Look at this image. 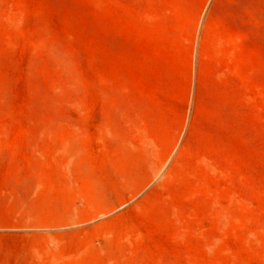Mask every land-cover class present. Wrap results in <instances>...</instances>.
I'll return each instance as SVG.
<instances>
[{
    "label": "rangeland",
    "instance_id": "rangeland-1",
    "mask_svg": "<svg viewBox=\"0 0 264 264\" xmlns=\"http://www.w3.org/2000/svg\"><path fill=\"white\" fill-rule=\"evenodd\" d=\"M0 264H264V0H0Z\"/></svg>",
    "mask_w": 264,
    "mask_h": 264
},
{
    "label": "crops",
    "instance_id": "crops-1",
    "mask_svg": "<svg viewBox=\"0 0 264 264\" xmlns=\"http://www.w3.org/2000/svg\"><path fill=\"white\" fill-rule=\"evenodd\" d=\"M215 35H216V33L214 32L213 33L214 38L212 39L211 42H205L203 40L200 42V52L204 50V45H205L204 43H206L207 46H209L211 50H213V51H217L218 50V48H217L218 47V41L215 38L216 37ZM239 35H241L240 32H239ZM247 62H248V56L244 55V56H241V57L238 58V62L237 63L240 64V66L241 65L242 66H246V65H248Z\"/></svg>",
    "mask_w": 264,
    "mask_h": 264
}]
</instances>
